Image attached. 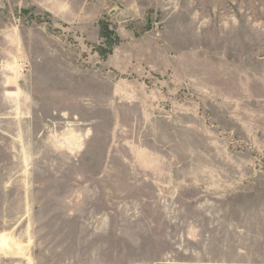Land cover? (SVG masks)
<instances>
[{"label": "rangeland", "instance_id": "374dc122", "mask_svg": "<svg viewBox=\"0 0 264 264\" xmlns=\"http://www.w3.org/2000/svg\"><path fill=\"white\" fill-rule=\"evenodd\" d=\"M60 1L0 0V264L263 261L264 0Z\"/></svg>", "mask_w": 264, "mask_h": 264}, {"label": "crops", "instance_id": "0c3cea01", "mask_svg": "<svg viewBox=\"0 0 264 264\" xmlns=\"http://www.w3.org/2000/svg\"><path fill=\"white\" fill-rule=\"evenodd\" d=\"M57 3H60L62 7H64L65 5H67L66 3L67 2H64V1H60V0H56ZM59 19L62 20V21H65V22H68L67 21V16H65L63 13L59 14ZM258 264H264V260L259 262Z\"/></svg>", "mask_w": 264, "mask_h": 264}]
</instances>
